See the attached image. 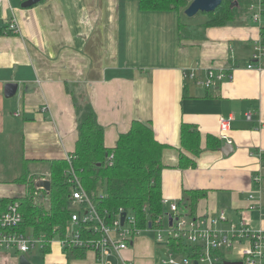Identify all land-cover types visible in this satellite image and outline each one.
Wrapping results in <instances>:
<instances>
[{"label": "crops", "instance_id": "0c3cea01", "mask_svg": "<svg viewBox=\"0 0 264 264\" xmlns=\"http://www.w3.org/2000/svg\"><path fill=\"white\" fill-rule=\"evenodd\" d=\"M24 1L0 7V27L19 29L0 35V139H17L29 160H67L78 141L74 98L85 99L108 148L134 121L152 124L167 146L164 199L179 203L188 190L204 191L196 217L225 212L235 224L264 230V72L247 69L261 37L257 23L243 15L209 29L202 42H180L178 13L144 12L136 0H46L29 9ZM210 70L233 80L207 89L201 82ZM191 72L195 79L186 76ZM8 83L19 84L11 99ZM230 116L233 153L224 154L226 142L208 149L209 136L220 138V117ZM182 124L198 127L204 149L188 170L179 168ZM10 186L0 184V199L18 196ZM48 257L49 264L67 262L58 243ZM0 264L19 259L0 255Z\"/></svg>", "mask_w": 264, "mask_h": 264}, {"label": "trees", "instance_id": "16d2710c", "mask_svg": "<svg viewBox=\"0 0 264 264\" xmlns=\"http://www.w3.org/2000/svg\"><path fill=\"white\" fill-rule=\"evenodd\" d=\"M43 0L41 3H44ZM140 10L144 12H176L179 15V40L202 42L206 32L211 28H221L233 23L238 17L248 15L249 6L257 0H223L215 12L199 13L206 17L200 24H192L185 11L192 0H136ZM237 6L231 8V5ZM186 18L187 21L183 19ZM8 27H0V35L12 34ZM264 43V26L261 27ZM211 89V88H210ZM74 96V95H73ZM74 102L79 115L78 141L72 165L79 176L85 190L91 197L103 217L118 218L120 209L134 216L136 225L146 230L149 223L166 213L163 205L162 175L164 171L163 153L167 146L160 143L150 122L134 121L130 130L120 135L114 148L105 145V129L100 124L92 105L85 99ZM181 145L185 153L179 156V168L193 169L197 166V158L203 153L202 136L198 127L182 124ZM223 146L220 138L209 136L207 148L219 150ZM20 174L14 178L13 184L26 185L27 192L14 198L0 199V206H8L19 202L23 213L22 231L32 230L37 236H45L47 241L63 238L68 229L71 209L70 202L73 186L68 181L66 172L70 164L67 160L52 161L48 208L40 205L37 199V176L33 165L43 167L46 162L26 159L21 149ZM111 155L114 156L110 160ZM192 156V158H191ZM96 194L106 195L105 199H97ZM204 191L188 190L184 202H179L180 210L184 209L189 217H196L199 202L206 198ZM171 242V247H175ZM51 252L50 245L42 250L43 256ZM67 262L85 260L88 253L83 249L66 251Z\"/></svg>", "mask_w": 264, "mask_h": 264}, {"label": "built area", "instance_id": "2783aa9c", "mask_svg": "<svg viewBox=\"0 0 264 264\" xmlns=\"http://www.w3.org/2000/svg\"><path fill=\"white\" fill-rule=\"evenodd\" d=\"M9 2L10 0H0V7ZM248 17L260 27L264 26V0H257L249 6ZM11 29L16 33L19 32L16 25ZM247 69L264 72L262 37L255 43ZM186 76L195 79L196 73L191 72ZM226 80H233L232 73L210 70L201 85L210 89ZM234 120L232 116L219 119L220 139L229 145H233L229 133ZM113 158L114 156L111 155L110 160ZM73 159L71 155L67 159L70 167L66 175L73 186V193L70 202L71 217L65 236L49 242L45 236H37L30 229L22 231L20 228L24 220L23 213L19 202H15L8 206H0V251L13 252L20 257L36 249L42 253L46 245H50L52 252L54 244L58 243L66 259V251L83 249L88 255L94 256L96 264H134V261L124 258L122 253L134 246V238L144 230L136 225L134 216L124 209H120L117 219L101 216L94 197L85 190L73 168ZM256 180L260 181V178L257 177ZM42 191L48 197L49 194L44 189ZM96 196L99 200L106 197L99 194ZM162 203L169 211L160 216L155 223L152 222L151 229L163 230L169 234L167 243L169 259L162 260L161 264H226L228 262L264 264L263 229H253L245 220L235 224L225 212H220L217 217L209 214L193 218L181 212L179 204L175 201L163 199ZM124 213L126 218L122 224ZM165 217L168 219V227L164 222ZM146 230H149V227ZM158 238L159 241H163L164 237L159 233ZM171 242L176 243L175 247H171ZM237 248H240V256H235ZM49 254H45L44 257Z\"/></svg>", "mask_w": 264, "mask_h": 264}, {"label": "rangeland", "instance_id": "374dc122", "mask_svg": "<svg viewBox=\"0 0 264 264\" xmlns=\"http://www.w3.org/2000/svg\"><path fill=\"white\" fill-rule=\"evenodd\" d=\"M178 16V15H177ZM244 17L247 18V14H244ZM184 21H187L184 18ZM192 24H200L205 21L206 17L203 14H198L193 17ZM264 24V20H263ZM5 140V141H4ZM14 147V148H12ZM21 148L19 147V141L15 138L13 139H0V184L1 185H11L10 187H16L18 189L17 195H23L27 192L26 185L20 186L13 184L12 181L20 174V160H21ZM32 168L35 170L34 173L37 176L36 184L39 180L47 179V175L50 173V166L48 163L44 167H38L33 165ZM38 189L37 199L40 205L48 208L49 195L46 197L45 193ZM167 213V212H166ZM164 222L168 227V219L165 217ZM160 231V232H159ZM159 233L164 237L163 241H159ZM168 239L169 234L163 230H144L139 233L134 238V246L131 249L127 250L128 252H123L122 255L127 260L134 261V264H161L162 260L169 259L168 252ZM0 255L9 259H19L17 254L13 252L0 251ZM29 262L31 264H49L48 256H43L39 249H36L34 252L26 254ZM85 260L90 259L95 264V258L93 255H90ZM83 260V261H85Z\"/></svg>", "mask_w": 264, "mask_h": 264}, {"label": "water", "instance_id": "95a60500", "mask_svg": "<svg viewBox=\"0 0 264 264\" xmlns=\"http://www.w3.org/2000/svg\"><path fill=\"white\" fill-rule=\"evenodd\" d=\"M43 0H25L22 4V7L25 9H29L41 4ZM223 0H192L190 6L185 11L186 15L189 18H193L199 13H211L215 12L219 6H221ZM237 6V3L231 5V8ZM19 92V84L18 83H8L5 86V96L8 99L14 98ZM223 152L226 155L233 153L234 147L233 145L226 144L223 147ZM36 187L39 189H44L48 194L51 192L52 183L50 180H39L36 184ZM126 218V213L122 216V224L124 223ZM171 220V219H170ZM152 222L149 223V229H152ZM19 264H31L28 258L25 255H21L19 257ZM226 264H242L240 262L231 263L228 262Z\"/></svg>", "mask_w": 264, "mask_h": 264}]
</instances>
